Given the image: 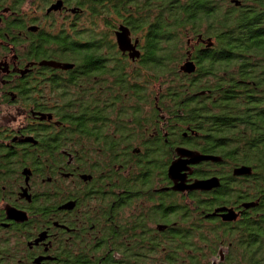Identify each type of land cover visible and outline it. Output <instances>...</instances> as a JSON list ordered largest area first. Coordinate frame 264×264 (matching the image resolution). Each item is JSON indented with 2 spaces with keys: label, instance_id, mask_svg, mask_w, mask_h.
Instances as JSON below:
<instances>
[{
  "label": "flooded vegetation",
  "instance_id": "obj_1",
  "mask_svg": "<svg viewBox=\"0 0 264 264\" xmlns=\"http://www.w3.org/2000/svg\"><path fill=\"white\" fill-rule=\"evenodd\" d=\"M146 1L0 0V264H264L255 145L239 137L225 156L210 122L201 132L180 119L215 106L199 61L221 58L223 44L190 32L162 79L144 62L159 13ZM255 84L239 92L263 96ZM192 153L208 159L191 164Z\"/></svg>",
  "mask_w": 264,
  "mask_h": 264
},
{
  "label": "trees",
  "instance_id": "obj_2",
  "mask_svg": "<svg viewBox=\"0 0 264 264\" xmlns=\"http://www.w3.org/2000/svg\"><path fill=\"white\" fill-rule=\"evenodd\" d=\"M241 1L246 4V11L235 9L229 0H225L224 11L220 12L211 11L210 2L206 0H155L159 5L156 25L142 34L147 41L145 57L149 59L144 62L162 79L175 75L190 32L213 35L220 45L223 44V53L221 58L212 53L209 58L200 60L199 72L214 78L208 88L213 90L215 106L211 109L206 104L203 110H185L180 119L192 121L198 130L202 129L201 132L205 125L200 120L210 122L207 129L212 131L214 144L223 146L225 156L236 149L234 146L239 137L247 144L255 145L257 158L254 165L264 169V107H261L264 95L239 92L240 82L255 81L256 87L264 89V0ZM152 2L144 0V4ZM129 6L138 7L137 1H129ZM153 17L146 15V23ZM133 27L136 29L137 24ZM90 48L89 45L81 47V55H89ZM218 79H222V87L218 86ZM218 88H222L219 91L222 98L218 97ZM237 120L242 123L236 124ZM235 161L239 162L236 158ZM242 161L249 159L246 157Z\"/></svg>",
  "mask_w": 264,
  "mask_h": 264
},
{
  "label": "water",
  "instance_id": "obj_3",
  "mask_svg": "<svg viewBox=\"0 0 264 264\" xmlns=\"http://www.w3.org/2000/svg\"><path fill=\"white\" fill-rule=\"evenodd\" d=\"M238 3V2H237ZM117 38L118 41L120 43V46L126 50V49H131V40H130V33L127 29H122L119 33H117ZM182 71L188 74H193L196 71V67L193 63H187L184 65V67L182 68ZM180 154L182 156H186L185 151H181ZM190 156V155H188ZM191 156L193 157V160L191 161V164H196L197 162H200L202 160H207L208 158H204L201 157L197 154L192 153ZM198 157V158H196ZM196 158V159H195ZM185 164L187 165V162H185ZM184 164L181 165V162H176L174 163V165L171 167V175L173 176V178L177 181L179 180L181 177L179 176V173L181 171L184 170ZM184 181V177L182 178V182ZM204 183L203 182H197L195 183V185L192 186V188L194 189H198L201 188V186H203ZM178 189H180V187H178Z\"/></svg>",
  "mask_w": 264,
  "mask_h": 264
}]
</instances>
